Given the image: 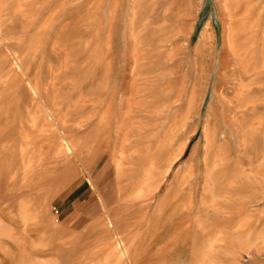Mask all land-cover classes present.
<instances>
[{
	"label": "rangeland",
	"instance_id": "374dc122",
	"mask_svg": "<svg viewBox=\"0 0 264 264\" xmlns=\"http://www.w3.org/2000/svg\"><path fill=\"white\" fill-rule=\"evenodd\" d=\"M107 218L264 264V0H0V264H126Z\"/></svg>",
	"mask_w": 264,
	"mask_h": 264
},
{
	"label": "bare ground",
	"instance_id": "6f19581e",
	"mask_svg": "<svg viewBox=\"0 0 264 264\" xmlns=\"http://www.w3.org/2000/svg\"><path fill=\"white\" fill-rule=\"evenodd\" d=\"M2 36V35H1ZM16 59V58H15ZM16 61H17V59H16ZM31 86V85H30ZM34 95V94H33ZM36 95V94H35ZM36 99V98H35ZM42 103V102H41ZM46 107H47V105H46ZM45 107V108H46ZM43 108V107H42ZM49 113V112H48ZM61 140V139H60ZM65 146H64V150H65V153L67 154V153H69V154H75V152L72 150L73 148H72V146L70 145V143L68 142V141H66V139H65ZM64 153V154H65ZM83 153V152H82ZM63 154V153H62ZM66 157V156H65ZM69 157V156H68ZM81 157V156H80ZM74 160V159H73ZM71 163V162H70ZM75 163V162H74ZM72 165V164H71ZM74 166V165H73ZM117 172V171H116ZM119 178V177H118ZM87 181H88V179H87ZM23 185V184H22ZM22 185H20V186H22ZM23 188H25V187H23ZM29 188H30V186H29ZM96 188V194H97V196L96 197H98L97 199L100 201L99 203H100V206L102 207V208H105V209H107V206H106V203L104 202V200H103V198H102V196H101V194H100V191H99V188H97V187H95ZM21 196V195H20ZM104 197V196H103ZM113 208V207H112ZM108 211H110V210H107V212ZM110 213V212H109ZM11 217V216H10ZM107 220V225L103 228V226H101L103 229H106L105 231H108V234H110L111 235V238L109 237V239H113V241H114V243H115V248L117 249V250H115L116 251V253L118 252V254H119V259L121 260V259H123L122 257H126V264H131V260H130V257H128L127 255H128V251H127V249H129V248H127L126 247V245H125V242H124V240H123V237H122V235H120L121 233H119V232H117V230L119 229V227H116L117 225L115 224V223H117V222H114L113 223V220L111 221V220H108V218L106 219ZM106 223V222H105ZM104 223V224H105ZM99 225V224H98ZM97 224L96 225H94V226H96V228H98L97 226H98ZM119 226V225H118ZM95 228V229H96ZM102 228H100V229H102ZM102 229V230H103ZM98 231H99V228H98ZM119 231V230H118ZM104 233V232H103ZM103 235V234H102ZM101 235V236H102ZM130 236V235H129ZM128 236V237H129ZM126 239V238H125ZM128 246V245H127ZM118 258H117V260H119Z\"/></svg>",
	"mask_w": 264,
	"mask_h": 264
}]
</instances>
